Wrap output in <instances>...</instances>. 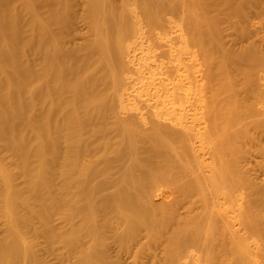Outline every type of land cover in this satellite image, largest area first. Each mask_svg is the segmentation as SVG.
<instances>
[{
    "label": "bare ground",
    "instance_id": "bare-ground-1",
    "mask_svg": "<svg viewBox=\"0 0 264 264\" xmlns=\"http://www.w3.org/2000/svg\"><path fill=\"white\" fill-rule=\"evenodd\" d=\"M75 1L0 0V264H264V0Z\"/></svg>",
    "mask_w": 264,
    "mask_h": 264
},
{
    "label": "rangeland",
    "instance_id": "rangeland-1",
    "mask_svg": "<svg viewBox=\"0 0 264 264\" xmlns=\"http://www.w3.org/2000/svg\"><path fill=\"white\" fill-rule=\"evenodd\" d=\"M77 1V4H79L78 5V8H79V10H78V12H79V14L82 12V7H81V2L82 1H84V0H76ZM75 1V2H76ZM82 26V27H81ZM78 27H79V30L81 29V28H83V25H81V24H78ZM81 27V28H80ZM82 40H81V38L80 39H78V42H81ZM253 160L256 162V161H260L261 160V158H259V157H253ZM253 164V166L255 167V165H256V163H252ZM256 174L257 175H259L260 177H262V174H261V172L260 171H256ZM158 254H160V251H158L157 252ZM143 258L140 260V259H135L134 258V255L132 254L128 259H127V261L125 262V264H156V261L155 262H153L152 260H153V258H151L148 254H146V255H144V256H142Z\"/></svg>",
    "mask_w": 264,
    "mask_h": 264
}]
</instances>
